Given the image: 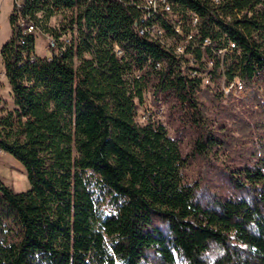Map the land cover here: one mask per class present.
<instances>
[{
  "label": "trees",
  "instance_id": "trees-1",
  "mask_svg": "<svg viewBox=\"0 0 264 264\" xmlns=\"http://www.w3.org/2000/svg\"><path fill=\"white\" fill-rule=\"evenodd\" d=\"M174 2L199 15L203 35L237 44L228 78L264 80V0ZM73 8L51 31L49 18ZM24 13L56 39L73 22L85 30L61 54L39 57L34 34L9 14L0 55L14 108L3 114L0 96V152L23 166L29 188L0 179V264H264V96L226 110L231 126L218 132L200 99L217 103L221 93L139 36L140 10L128 0H24ZM145 89L168 105L172 136L162 122L135 121Z\"/></svg>",
  "mask_w": 264,
  "mask_h": 264
},
{
  "label": "built area",
  "instance_id": "built-area-1",
  "mask_svg": "<svg viewBox=\"0 0 264 264\" xmlns=\"http://www.w3.org/2000/svg\"><path fill=\"white\" fill-rule=\"evenodd\" d=\"M23 1L13 0L11 11L18 15L16 24L23 28V34L41 32L30 13L20 14ZM128 2L140 10L135 20L137 34L169 52L181 72L188 78L198 80L201 89L219 91L222 97L228 100L246 98L251 93L261 95L264 80L257 76L252 77L249 83L239 76L238 71L232 78L227 77V67L237 62L240 50L226 35L217 39L203 35L200 17L195 11L187 7L181 8L174 0H128ZM80 29L85 30L84 23L82 22L79 28L77 23L73 22L72 27L57 39L46 34L49 52L54 50V53L61 54L66 44H70L71 41L77 42ZM20 43H23V40ZM114 50L117 56L122 54L121 49ZM35 57V54H31L30 60L33 61ZM146 65L161 69L164 62L161 60L152 62L148 59ZM163 113L162 102L156 100L152 101L151 106L144 108L140 116L143 122L148 123L155 121L154 116L160 117Z\"/></svg>",
  "mask_w": 264,
  "mask_h": 264
},
{
  "label": "rangeland",
  "instance_id": "rangeland-1",
  "mask_svg": "<svg viewBox=\"0 0 264 264\" xmlns=\"http://www.w3.org/2000/svg\"><path fill=\"white\" fill-rule=\"evenodd\" d=\"M11 9L10 0H2L1 6H0V47L1 45L6 42L11 35V26L9 23V11ZM75 14V9H63L59 12H55L48 20L47 25L50 28L51 31L54 29H59L63 25L68 24L71 16ZM38 17L42 16V11H39L37 13ZM35 42H34V48L35 51L39 54V57L46 56L49 54V47L47 45V37L46 33L44 32H35ZM34 51V52H35ZM37 55V54H36ZM89 57V54L87 52H83L80 57L75 56L73 58V66L74 68L78 67L81 60L83 58ZM2 65V59L0 55V96L2 98L1 106L3 111V114H5L8 110H12L14 108V102L12 98V91L10 84L5 79ZM261 95H258L259 98H262L264 96V90L260 91ZM249 97V96H248ZM247 98L242 99H224L220 98L217 103H210L205 101L204 99H200L203 103V105L206 108V115L207 118L210 120V123L212 124V127L218 131L222 132L224 127L229 128L231 126V118L228 116L227 111L235 112V111H244L250 107H252L251 99L248 101H245ZM152 104V97H151V91L150 89H145L142 95V102L139 103L136 111L135 121L138 124H145L143 120L141 119V112L144 108L151 106ZM164 113L158 117L154 116L153 119L155 121L159 120L158 122H161L166 124L169 134L172 136L174 133V127L167 119V112H168V105L166 103H163ZM253 108H256V106H253ZM227 110V111H226ZM234 135H236V132H234ZM182 152H188L190 149V142L187 137H185L182 141ZM226 156V153H219L218 154V161H223ZM239 161V160H237ZM242 162V161H241ZM196 170L197 165L196 162H192L191 164L187 165L184 169V174L189 180H193L196 176ZM0 179L8 185L10 188H12L15 192L24 191L29 188V183L27 180L26 172L23 168V166L10 154L5 152H0Z\"/></svg>",
  "mask_w": 264,
  "mask_h": 264
},
{
  "label": "crops",
  "instance_id": "crops-1",
  "mask_svg": "<svg viewBox=\"0 0 264 264\" xmlns=\"http://www.w3.org/2000/svg\"><path fill=\"white\" fill-rule=\"evenodd\" d=\"M1 2H2V0H0V6H1ZM10 4H11V9H12L13 0H10ZM11 9H10V11H9V14H10V12H11ZM34 51H35V48H34ZM35 54L39 55L36 51H35ZM43 56H44V55H43ZM3 75H4L5 79H6V76H5L4 73H3Z\"/></svg>",
  "mask_w": 264,
  "mask_h": 264
}]
</instances>
